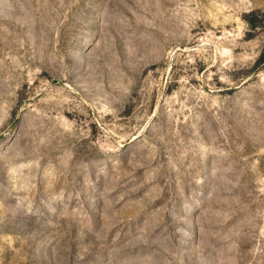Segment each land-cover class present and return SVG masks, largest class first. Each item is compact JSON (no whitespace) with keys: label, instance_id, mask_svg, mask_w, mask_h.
Here are the masks:
<instances>
[{"label":"rangeland","instance_id":"1","mask_svg":"<svg viewBox=\"0 0 264 264\" xmlns=\"http://www.w3.org/2000/svg\"><path fill=\"white\" fill-rule=\"evenodd\" d=\"M0 264H264V0H0Z\"/></svg>","mask_w":264,"mask_h":264}]
</instances>
